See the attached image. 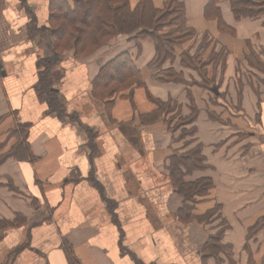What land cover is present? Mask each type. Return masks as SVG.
Listing matches in <instances>:
<instances>
[{
	"label": "crops",
	"instance_id": "obj_1",
	"mask_svg": "<svg viewBox=\"0 0 264 264\" xmlns=\"http://www.w3.org/2000/svg\"><path fill=\"white\" fill-rule=\"evenodd\" d=\"M129 1L134 9L141 0ZM166 1L152 0L159 9ZM71 4L0 0V264H71L70 253L80 264H216L224 254L210 248L222 221L219 246L231 247L237 264L262 260L264 236L249 241L248 232L264 218V97L246 85L240 112L225 101L237 102L235 57L246 40L264 54V12L237 17L231 0H185L187 26L216 34L233 53L225 100L194 88L193 107L183 86L153 83L151 38L138 45L119 35L78 57L55 47L53 15ZM125 55L142 84L98 100L95 78ZM157 102L195 110L203 167L183 179L212 187L190 211L167 170L190 147L175 144L173 112ZM216 209L221 218L210 215Z\"/></svg>",
	"mask_w": 264,
	"mask_h": 264
},
{
	"label": "rangeland",
	"instance_id": "obj_2",
	"mask_svg": "<svg viewBox=\"0 0 264 264\" xmlns=\"http://www.w3.org/2000/svg\"><path fill=\"white\" fill-rule=\"evenodd\" d=\"M127 1L130 2L129 0ZM259 1H258L259 6L264 4V2L262 3V0ZM169 7H174V5ZM214 10L209 8L211 14L218 15L219 14L218 9H216L215 11ZM253 12L262 13L264 12V7L260 9L256 8L254 9ZM56 15L58 16L59 13H57ZM55 19L56 18L54 17L53 19L54 21L51 22V28H49V30H52V35H53V31L59 30L60 29L59 25H61L59 24L60 22L55 21ZM169 30L170 29H166L165 32ZM187 30L189 31L188 33L189 35H187V37H184L183 43H180L181 45L177 44L175 46L174 54H172L171 58L166 59L165 57H163L159 59V61L156 62V64L153 65L152 70L149 68L150 69L149 72L152 73L151 79H153V83L157 82L159 84H173L179 88L180 86H183L185 90L184 92H186V97H187L186 102H188L187 106L190 105L194 107L195 105L197 107L196 100L194 98V95L192 94V91L197 90V89L195 90L194 88L200 89L202 91L201 93L203 94L209 93L213 97L219 96L222 93L220 99L225 100L224 90L228 88V86L227 87L224 86V81L226 79L225 73L227 69L228 59L230 55L233 53H230V51L223 46V43H221L219 40V36H217L216 34L214 35L213 33L211 34L208 32L196 33L194 32L195 30L189 27L185 28L182 32H185ZM176 34H179V32H177ZM235 34L236 32L234 33V35ZM123 35L129 36V38L135 41L136 44L138 45H139L138 43L139 41H142L146 38L150 39L147 36L137 38L136 34H130V35L123 34ZM118 36L119 35L108 39L107 42H105L103 45H106L107 43L111 42L110 40ZM57 37L55 38V36H53L54 44L56 43L57 45L59 43L61 45V48L62 47L71 48L70 43H68L66 40L61 41L60 36ZM245 43H246V48L244 52L239 54L237 57H235V63H236L235 79L239 83V87L237 89L238 90L237 102L233 104L232 101L230 100H227L228 102L225 101L227 106H230L233 111L235 109L237 112L241 111L242 91H243V87H245L246 85L251 89H253L254 93L260 100H262L264 97V54L261 53V50H257V51L255 50L257 49V47L251 42L250 39L246 40ZM141 49L142 46L138 47V51L139 50L141 51ZM82 55H84V53ZM124 58L127 60V62L130 61L128 66L132 69L133 59L131 55L129 58L127 57V55L124 56ZM118 61L114 63V65L116 64L114 68L113 66L109 67L108 64L107 67H105V70H103V75L109 74L110 77L114 76V79H116L112 81L109 84V86L103 87L100 86V83H97L98 79L101 76L100 75L101 71L95 78L94 85H96V88L95 90L93 89V94L98 100L106 101L109 98L113 99L115 97L123 95L124 93H128L133 89V87L136 84L137 85L142 84V81L138 79L137 75L136 77L133 76L134 70L133 71L127 70L123 75V73L119 70L120 66L118 64ZM154 69H157V71H153ZM166 70H168L170 75L169 73L168 75L163 74L166 73L164 72ZM182 70L184 71L182 72ZM157 73H161L164 77L162 75H157ZM121 74L123 77L115 78V76ZM167 76L170 77L167 79L166 78ZM168 80L169 82H165ZM106 83H109V81H106ZM145 87L146 85L142 86V89ZM147 94L149 93L147 92ZM156 104L162 112H166V111H169V113L173 112V115L171 117H168L167 119V125L169 129L175 133V138H174L175 144H177L178 147L184 146L186 150L188 146L190 147L189 152L186 153L179 152L178 154L175 153L173 158L171 159L170 167L167 168L170 178L174 180H179L180 177L183 178L184 172L191 173V171L197 170L199 167L203 165V161H204V158L201 153V147H199L200 145H196L194 140L196 131H195V126H193L192 123L195 118L194 116L195 110L193 109L191 115H184L182 114L181 109H179L180 103L177 102L170 103L167 106H165L163 102L162 103L157 102ZM216 119H219V117H217ZM222 123L228 124V122H226L225 120L222 121ZM185 141H187L186 144L184 143ZM188 156H191L192 158L190 160H187L186 157ZM201 158H203L202 162H201ZM194 197H195L194 192L187 194V197H184L183 200L184 209L182 211L185 210L190 211V209L193 208V205L195 204ZM218 213L219 210L216 209L215 212H213V214L210 215H215L216 218H221V215H219ZM223 222L224 221H222L221 223L222 229L217 232L216 236L218 237L221 236L222 233L228 228L227 225H224L225 222L224 223ZM258 234H260V238L264 236V220L261 222L259 221V223H257L256 226H254L249 230L248 240L252 241L253 237L257 236ZM210 249H211V253L216 257L218 256V258L220 252L224 254V261L219 260L216 262V264H237L236 263L237 261L233 256V252H232L233 250L231 247L229 246L223 247L220 250V248L217 245H215L212 246ZM245 250L248 253V255H250V247L246 245ZM246 264H264V258L259 262H257L255 261L254 257L251 255V259H249L246 262Z\"/></svg>",
	"mask_w": 264,
	"mask_h": 264
},
{
	"label": "trees",
	"instance_id": "obj_3",
	"mask_svg": "<svg viewBox=\"0 0 264 264\" xmlns=\"http://www.w3.org/2000/svg\"><path fill=\"white\" fill-rule=\"evenodd\" d=\"M258 1L259 0H231V5L237 17H256L260 15L261 12L255 13L253 12L254 9L264 7V4H262L263 6H259ZM263 2L264 0H262V3ZM72 3L73 4L68 8L64 5V14L58 16L53 15V19L55 17L61 24L59 30L53 31V36H55V38L60 36L61 41L66 40L70 43L77 57L81 56L83 53L85 54V52L98 49L107 42L108 39L114 36L121 34H136L137 38L147 36L154 41L156 55L149 65V68L152 70L153 65L156 64L159 59L163 57L166 59L171 58L172 54H174L175 46L183 43L184 37L189 35L188 30L182 32L188 27L185 20L184 0H167L163 9L156 8L152 0H141L134 9L130 7L127 0H72ZM172 5H174V7H169ZM166 29L170 30L165 32ZM50 31L52 33V30ZM177 32H179V34H176ZM57 45L55 43V47H57ZM118 59L120 60H115L109 67L113 66L114 68L116 66L114 63L118 61L120 66L119 70L122 73L126 69L133 71V69L128 66L130 61L127 62L124 56ZM103 70H105V68ZM103 70L100 72L101 76L97 83H100V86L106 87L116 79H114V76H112L113 78L110 77L109 74L103 75ZM153 71H157V69ZM164 72H166L163 73L164 75H168L169 73L168 70ZM157 75L162 74L157 73ZM118 77L123 76L122 74L115 76V78ZM169 77L170 76H167L166 78L168 79ZM106 81H109V83H106ZM165 82H169V80ZM95 88L96 85H94L93 89L95 90ZM191 158V156L186 157L187 160ZM202 161L203 158H201V162ZM173 181L175 182L177 191L184 197H187V194L192 192H194L195 195H205L212 187L210 179L186 183L183 178L180 177L179 180L173 179ZM219 241L220 237L214 238L212 240L213 246L217 245L221 248L219 246ZM69 257L71 264H80L71 253Z\"/></svg>",
	"mask_w": 264,
	"mask_h": 264
},
{
	"label": "water",
	"instance_id": "obj_4",
	"mask_svg": "<svg viewBox=\"0 0 264 264\" xmlns=\"http://www.w3.org/2000/svg\"><path fill=\"white\" fill-rule=\"evenodd\" d=\"M0 69H2V66L0 65Z\"/></svg>",
	"mask_w": 264,
	"mask_h": 264
},
{
	"label": "bare ground",
	"instance_id": "obj_5",
	"mask_svg": "<svg viewBox=\"0 0 264 264\" xmlns=\"http://www.w3.org/2000/svg\"><path fill=\"white\" fill-rule=\"evenodd\" d=\"M252 69V68H251ZM242 75V74H241ZM244 88V87H243Z\"/></svg>",
	"mask_w": 264,
	"mask_h": 264
}]
</instances>
